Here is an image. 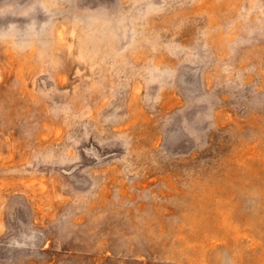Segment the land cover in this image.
<instances>
[{"label": "rangeland", "instance_id": "1", "mask_svg": "<svg viewBox=\"0 0 264 264\" xmlns=\"http://www.w3.org/2000/svg\"><path fill=\"white\" fill-rule=\"evenodd\" d=\"M0 264H264V0H0Z\"/></svg>", "mask_w": 264, "mask_h": 264}]
</instances>
